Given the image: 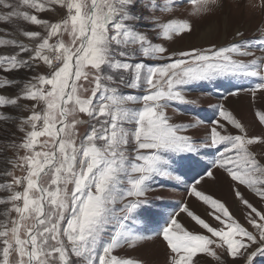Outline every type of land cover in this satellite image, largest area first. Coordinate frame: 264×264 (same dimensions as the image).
<instances>
[{
    "label": "snow or ice",
    "instance_id": "6c2138e0",
    "mask_svg": "<svg viewBox=\"0 0 264 264\" xmlns=\"http://www.w3.org/2000/svg\"><path fill=\"white\" fill-rule=\"evenodd\" d=\"M190 3L200 15L217 0ZM55 5L61 14L52 20ZM174 7L177 0H0V22L11 26L0 28V120L17 119L3 113L7 107L30 113L10 145L11 179L0 183L8 193L0 204L11 205L0 220V264H143L120 253L154 237L165 243L168 264H200L201 254L218 264L264 258V208L240 191L264 201V162L253 150L264 148V133L250 135L224 103L212 106L218 119L200 140L185 133L204 121L174 123L168 115L173 105L197 106L186 92L200 82L252 79L223 99L245 91L255 102L264 93V34L249 41L237 30L225 46L169 49L166 42L192 25L151 13ZM16 86V94L3 92ZM255 116L264 125V111ZM208 150L210 166L187 191L216 225L183 204L154 231L141 227L157 215L147 195L153 185L183 183V164ZM214 170L233 182L244 223L198 189ZM181 213L199 231L186 228Z\"/></svg>",
    "mask_w": 264,
    "mask_h": 264
},
{
    "label": "rangeland",
    "instance_id": "374dc122",
    "mask_svg": "<svg viewBox=\"0 0 264 264\" xmlns=\"http://www.w3.org/2000/svg\"><path fill=\"white\" fill-rule=\"evenodd\" d=\"M163 6L168 0H158ZM178 7L171 11H154L151 15L161 22H167L171 19L186 20L192 25L190 34H182L180 38H174L173 41L166 42L167 47L173 50L187 49L190 47H207L209 44L225 46L233 41L234 33L240 30L244 33L242 39L254 41L258 36L264 34V0H217L215 5L211 6V11L200 15L193 14V7L190 0H177ZM3 11V9H0ZM61 10L58 5L53 6V10L47 14V18L55 20ZM26 26V25H25ZM0 28L11 30L9 24L0 22ZM211 29V31H210ZM199 39V40H198ZM198 40V41H197ZM159 42V41H158ZM261 45L256 44L255 48L259 56L261 53L257 50ZM21 75H25L22 73ZM30 75V74H29ZM254 83L252 79H224L219 82H202L204 86L197 91L196 85L189 87L186 96L189 100L196 101L197 106L192 105H173L168 109V115L174 123H195L196 119L204 121L196 128L187 130L185 134L191 135L194 139L200 140L207 132L209 122L218 119L215 109L212 107L218 103H224L225 107L233 112L246 126L250 135H259L264 133V125H261L255 116L257 110L264 111V93H257L255 102H253L250 93L240 91L238 96H228L227 100L223 97L229 91H236L232 85L251 87ZM19 86L9 87L3 92L5 94H16ZM205 92V93H204ZM21 105L27 104L31 108L30 101H21ZM197 107H201L200 109ZM3 113L15 116L16 120H0V183L9 181L11 178L4 175L6 171H11L9 160L15 159V152L10 148L13 139L16 142L23 133L18 131L19 118L29 115V111H20L11 107L4 108ZM83 131V129H81ZM229 131L234 134L236 130L229 126ZM257 158L264 162V148H254ZM213 151L208 150L207 155L195 157L191 161H186L180 169L183 183L171 181L156 183L153 190L147 195L153 200L152 212L157 215H149L148 223L141 224V227H147L149 232L156 229L157 224L162 225L163 219L174 211H178L180 205L187 204L202 218L208 220L214 226L216 222L209 218L206 213L207 206L198 202L195 197L189 195L187 185L193 182V178L204 176L206 167L210 166V161L214 158ZM23 154L22 152L20 153ZM213 156V157H212ZM197 158V159H196ZM206 165V166H205ZM19 175V170H16ZM233 182L222 170H214V178L205 176L204 180L198 186V189L205 194H210L214 198L221 200L233 212V214L244 223L242 219L243 206L239 205L234 197L232 190ZM242 194L258 208H264V201H261L246 188L241 187ZM8 193L0 191V198H6ZM11 205L0 204V220L5 219L3 213ZM179 221L189 230L199 231L186 214L181 213ZM126 257L134 258L143 262V264H168V250L165 243L160 238L154 237L152 240L142 241L135 249H128L122 253ZM200 264H218L211 257L199 256ZM228 264H232L228 259ZM259 264H264V258L259 259Z\"/></svg>",
    "mask_w": 264,
    "mask_h": 264
},
{
    "label": "trees",
    "instance_id": "16d2710c",
    "mask_svg": "<svg viewBox=\"0 0 264 264\" xmlns=\"http://www.w3.org/2000/svg\"><path fill=\"white\" fill-rule=\"evenodd\" d=\"M198 85H202V82L198 83L196 86H198ZM202 88H204V86H198V87H197V91H200ZM204 93H205V92H204ZM197 108L200 109L201 107H197ZM212 155L214 156V152L212 153ZM213 156H212V157H213ZM196 159H197V158H196ZM205 166H206V165H205Z\"/></svg>",
    "mask_w": 264,
    "mask_h": 264
},
{
    "label": "bare ground",
    "instance_id": "6f19581e",
    "mask_svg": "<svg viewBox=\"0 0 264 264\" xmlns=\"http://www.w3.org/2000/svg\"><path fill=\"white\" fill-rule=\"evenodd\" d=\"M210 31H211V29H210ZM198 40H199V39H198ZM198 40H197V41H198Z\"/></svg>",
    "mask_w": 264,
    "mask_h": 264
}]
</instances>
